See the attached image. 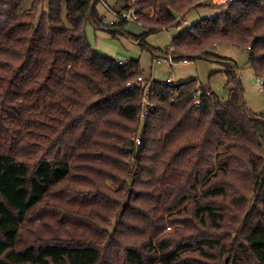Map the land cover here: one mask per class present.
<instances>
[{"label": "trees", "instance_id": "1", "mask_svg": "<svg viewBox=\"0 0 264 264\" xmlns=\"http://www.w3.org/2000/svg\"><path fill=\"white\" fill-rule=\"evenodd\" d=\"M23 1L0 0V264H264V112L246 107L237 65L224 61L225 98L194 79L126 88L140 63L86 33L98 0ZM205 3L214 17L178 27ZM128 7L145 34L179 28L176 61L239 46L264 93V0Z\"/></svg>", "mask_w": 264, "mask_h": 264}, {"label": "rangeland", "instance_id": "2", "mask_svg": "<svg viewBox=\"0 0 264 264\" xmlns=\"http://www.w3.org/2000/svg\"><path fill=\"white\" fill-rule=\"evenodd\" d=\"M32 0H24L20 9L23 10L30 6ZM109 6L122 9L126 0H104ZM196 9L187 13L181 20L179 28H184L199 20L201 17H214L218 10L210 5ZM215 7V6H214ZM41 9H48V0H44ZM99 13H104L101 4H97ZM153 13V11H151ZM184 20V22H183ZM179 28L171 27L169 29L148 32L147 28L138 22H127L123 26L124 32L112 35L104 27H95L88 24L86 33L92 46L101 54L113 59L137 60L140 63L142 74L147 79L155 81H164L170 78L173 84L184 82L190 79L197 81L198 86L217 94L221 98L227 96V78L224 73V61L234 62L238 69L236 70L243 86V98L246 107L255 113L264 112V93L258 90L256 76L251 68L246 65L247 52L242 48L230 43L213 44L207 47L212 58L196 57L191 60L176 61L172 65L164 61L158 62L154 54L162 55L166 48L170 46L171 39L179 33ZM130 33V34H129ZM144 35L142 41L132 39L134 35ZM131 35V36H129ZM132 37V38H131ZM167 226L166 229H171ZM229 255L225 256V262ZM239 264H246L244 260Z\"/></svg>", "mask_w": 264, "mask_h": 264}, {"label": "built area", "instance_id": "3", "mask_svg": "<svg viewBox=\"0 0 264 264\" xmlns=\"http://www.w3.org/2000/svg\"><path fill=\"white\" fill-rule=\"evenodd\" d=\"M232 0H208V3L211 5H214L220 10H223L224 7ZM99 4H101L102 9L104 13H102V18H101V26L104 27L105 29L107 28H113L117 27L119 24L123 22H138V13L137 10L134 7H128V8H123L116 10L109 6L104 0H98ZM184 22V21H183ZM179 27V26H178ZM177 27V28H178ZM162 55H155V58L157 59L158 62L164 61L169 65H172L175 63L174 59V51L173 47L170 45L168 48L165 49V51L162 53ZM128 60L124 59L121 60L122 63H126ZM147 78L144 77V75H140L137 77L136 80H131L126 84V88H132L134 87L137 82L139 81H145ZM148 83H151L152 79H147ZM161 83H169L173 84L170 78H166V80L161 81ZM256 83L258 86L259 91H263V78L261 77H256ZM149 87V85H148ZM147 87V88H148ZM146 88V89H147ZM200 90L199 88L192 92V97H193V103L195 106H198L200 104ZM152 107V101L148 97L147 94H144L141 104H140V117L143 119L145 118L150 109ZM135 144L138 145L140 143V139L138 136L134 138Z\"/></svg>", "mask_w": 264, "mask_h": 264}, {"label": "bare ground", "instance_id": "4", "mask_svg": "<svg viewBox=\"0 0 264 264\" xmlns=\"http://www.w3.org/2000/svg\"><path fill=\"white\" fill-rule=\"evenodd\" d=\"M113 8V7H112Z\"/></svg>", "mask_w": 264, "mask_h": 264}, {"label": "crops", "instance_id": "5", "mask_svg": "<svg viewBox=\"0 0 264 264\" xmlns=\"http://www.w3.org/2000/svg\"><path fill=\"white\" fill-rule=\"evenodd\" d=\"M143 26V25H142Z\"/></svg>", "mask_w": 264, "mask_h": 264}]
</instances>
